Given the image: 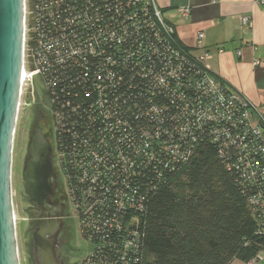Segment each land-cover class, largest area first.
I'll list each match as a JSON object with an SVG mask.
<instances>
[{"label":"built area","instance_id":"obj_1","mask_svg":"<svg viewBox=\"0 0 264 264\" xmlns=\"http://www.w3.org/2000/svg\"><path fill=\"white\" fill-rule=\"evenodd\" d=\"M180 14L187 17L188 10ZM241 22L247 26L250 17ZM175 35L155 0H23L17 118L22 96L30 87L33 92L38 79L56 163L61 169L63 160L67 171L62 177L68 204L87 246L78 264H100L95 261L103 244L94 236L125 217L126 207L144 202L133 159L145 164L150 146L164 156L180 148L194 151L204 140L216 144L226 169L252 191L257 234L264 236V121L211 72L206 53L193 58V47ZM203 39L197 34V50ZM122 88L128 100L135 91L137 100L119 101L115 112L105 111L117 104L115 93ZM140 119L148 127L138 145L130 123ZM124 243L132 245L126 238ZM262 260L259 254L249 264ZM137 263L127 256L117 261Z\"/></svg>","mask_w":264,"mask_h":264},{"label":"trees","instance_id":"obj_2","mask_svg":"<svg viewBox=\"0 0 264 264\" xmlns=\"http://www.w3.org/2000/svg\"><path fill=\"white\" fill-rule=\"evenodd\" d=\"M183 51L188 52L186 48ZM198 56L193 50V58ZM129 95L125 88L120 89L114 97L117 104L107 105L105 111L115 112L118 102H126ZM135 100L133 91L128 102ZM72 109L67 112L71 117ZM130 126L139 145L148 125L140 119L131 121ZM187 151L180 148V153L158 156L150 146L145 164L133 159L139 172L135 173L137 192L144 202L136 208L126 207L125 217L108 228L103 226L100 235L94 236L103 244L98 247L96 263L117 264L127 256L137 264H232L234 260L249 264L264 254V236L257 234L250 203L252 191L226 169L216 144L204 140L194 151L193 146ZM63 162L61 169L67 174ZM76 184L79 186L78 181ZM125 238L131 246L126 247Z\"/></svg>","mask_w":264,"mask_h":264},{"label":"crops","instance_id":"obj_3","mask_svg":"<svg viewBox=\"0 0 264 264\" xmlns=\"http://www.w3.org/2000/svg\"><path fill=\"white\" fill-rule=\"evenodd\" d=\"M179 41L197 54L231 93L243 95L264 121V5L255 0H155ZM188 10V16L180 14ZM250 17L247 26L242 18ZM202 49L197 50V34ZM257 119V117H255ZM259 119V118H258Z\"/></svg>","mask_w":264,"mask_h":264},{"label":"water","instance_id":"obj_4","mask_svg":"<svg viewBox=\"0 0 264 264\" xmlns=\"http://www.w3.org/2000/svg\"><path fill=\"white\" fill-rule=\"evenodd\" d=\"M23 54V0H0V264H19L12 203V153ZM27 198L43 209L54 193L51 146L40 131L32 137L25 170ZM40 226L32 239L39 264H55L54 240Z\"/></svg>","mask_w":264,"mask_h":264},{"label":"flooded vegetation","instance_id":"obj_5","mask_svg":"<svg viewBox=\"0 0 264 264\" xmlns=\"http://www.w3.org/2000/svg\"><path fill=\"white\" fill-rule=\"evenodd\" d=\"M32 115V127H34V129H32L31 133H29L30 142L35 133L37 131H40L44 139L51 146L54 193L50 199L51 206L46 209L36 207L30 202L28 213L30 216L31 232L29 244L27 245L26 252L24 253L26 257L23 259V264H39L32 235L39 230L40 226L46 227L48 229L49 234L46 236L47 239L54 240L53 258L55 264H72V261L74 259L80 257L82 258L83 251L79 248H76L77 244H74V227L67 216L66 206L64 204L62 171L56 163L54 148L48 130L47 119L45 117L44 111L42 110V107L40 105H36L35 107H33ZM28 153L29 148L24 158V172L26 170L28 162ZM24 189L27 197V184L25 176ZM19 264H21L20 261Z\"/></svg>","mask_w":264,"mask_h":264},{"label":"rangeland","instance_id":"obj_6","mask_svg":"<svg viewBox=\"0 0 264 264\" xmlns=\"http://www.w3.org/2000/svg\"><path fill=\"white\" fill-rule=\"evenodd\" d=\"M24 94V91H23ZM33 95V96H32ZM35 98V100L33 99ZM41 85L38 79L34 82L33 92L31 87L22 96V101L19 109V115L17 118L16 129L14 134V143H13V153H12V169H11V185H12V203L15 219V230H16V240H17V252L18 259L21 264H23V259L26 257V247L29 244L30 240V216L28 213L30 201L26 197V192L24 189V158L27 153L30 144V134L32 127V110L36 105H40L44 111L45 117L47 119L48 130L50 134L51 141L52 139V126H51V117L49 111L44 107L43 101H41ZM38 101V102H37ZM53 142V141H52ZM62 188L64 194V204L66 206L67 216L73 224L75 240L74 244L76 248H79L83 251L87 249L86 244L83 239L81 240V235L78 229V225L70 206L68 204V199L65 192V186L62 177ZM81 258V257H80ZM80 258H76L72 261V264H78ZM232 264H244L238 260H234ZM259 264H264L262 260Z\"/></svg>","mask_w":264,"mask_h":264},{"label":"bare ground","instance_id":"obj_7","mask_svg":"<svg viewBox=\"0 0 264 264\" xmlns=\"http://www.w3.org/2000/svg\"><path fill=\"white\" fill-rule=\"evenodd\" d=\"M14 223H15V219H14ZM16 231V230H15ZM16 233V232H15ZM17 257H18V252H17Z\"/></svg>","mask_w":264,"mask_h":264}]
</instances>
